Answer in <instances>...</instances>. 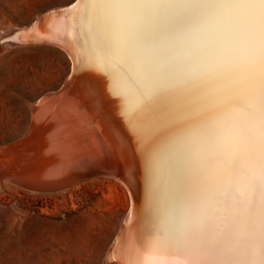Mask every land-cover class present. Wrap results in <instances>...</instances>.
Returning <instances> with one entry per match:
<instances>
[{"label":"bare ground","instance_id":"6f19581e","mask_svg":"<svg viewBox=\"0 0 264 264\" xmlns=\"http://www.w3.org/2000/svg\"><path fill=\"white\" fill-rule=\"evenodd\" d=\"M110 2L76 0L45 11L29 26L0 31L7 47L51 43L71 62L61 86L32 104L29 127L6 144L11 161L0 179L37 190L64 188L86 174L81 180L114 179L126 189L129 207L104 264H173L189 206L179 192L183 149L169 142L167 129L195 115L203 101L182 91L153 49L128 31L124 15L107 7ZM150 59L151 74L144 67ZM158 88L180 90L171 98L170 118L152 99Z\"/></svg>","mask_w":264,"mask_h":264},{"label":"snow or ice","instance_id":"6c2138e0","mask_svg":"<svg viewBox=\"0 0 264 264\" xmlns=\"http://www.w3.org/2000/svg\"><path fill=\"white\" fill-rule=\"evenodd\" d=\"M107 7L124 15L182 91L203 101L167 129L183 149L179 192L189 206L173 264H264V0H111ZM144 67L151 74L152 60ZM177 91L153 92L162 117H171Z\"/></svg>","mask_w":264,"mask_h":264},{"label":"rangeland","instance_id":"374dc122","mask_svg":"<svg viewBox=\"0 0 264 264\" xmlns=\"http://www.w3.org/2000/svg\"><path fill=\"white\" fill-rule=\"evenodd\" d=\"M72 1L0 0V31L29 26L45 11ZM33 44L7 47L0 40V152L6 156L12 147L6 144L27 129L32 104L57 89L71 70L63 48ZM2 154L0 168H5L11 160ZM128 199L126 189L108 177L56 190L31 189L1 178L0 264H104Z\"/></svg>","mask_w":264,"mask_h":264},{"label":"water","instance_id":"95a60500","mask_svg":"<svg viewBox=\"0 0 264 264\" xmlns=\"http://www.w3.org/2000/svg\"><path fill=\"white\" fill-rule=\"evenodd\" d=\"M76 0H73L72 2H70L69 4H67V5H65V6H68V5H71V4H73L74 2H75ZM61 86V85H60ZM59 86V87H60ZM58 87V88H59ZM57 88V89H58ZM23 140H26V138L25 139H23ZM23 140H21V141H23ZM21 145H16V147H20ZM0 169H2V168H0ZM82 176H84V177H77L76 179H74L71 183H73V182H76V181H78V180H81V179H83V178H86L87 176H88V174H86V175H82ZM71 183H69V184H71ZM129 207V206H128ZM128 207H127V209H128ZM127 211V210H126Z\"/></svg>","mask_w":264,"mask_h":264}]
</instances>
